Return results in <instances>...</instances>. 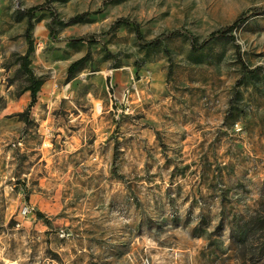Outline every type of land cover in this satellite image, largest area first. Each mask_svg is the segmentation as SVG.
I'll return each mask as SVG.
<instances>
[{"label":"rangeland","instance_id":"obj_1","mask_svg":"<svg viewBox=\"0 0 264 264\" xmlns=\"http://www.w3.org/2000/svg\"><path fill=\"white\" fill-rule=\"evenodd\" d=\"M0 264H264V0H0Z\"/></svg>","mask_w":264,"mask_h":264},{"label":"trees","instance_id":"obj_2","mask_svg":"<svg viewBox=\"0 0 264 264\" xmlns=\"http://www.w3.org/2000/svg\"><path fill=\"white\" fill-rule=\"evenodd\" d=\"M42 8L41 4H37L34 6H30L25 10L26 16H27V32L29 33L32 29V23H31V17L34 12L40 10ZM127 22H125L126 24ZM232 26V25H231ZM229 26V27H231ZM135 33L138 35L139 31L137 27H134ZM26 41L28 44V48L26 52L20 57V67L22 71H24L27 76L29 77V86H28V91H29V104L32 105L36 101V94L39 89L40 82L35 78V76L31 73L28 65H29V55L32 50V40L30 39L29 35H26ZM192 47H195V44H192ZM83 58H80L78 60H75L72 62L68 68H67V76L66 79L70 80L75 72L78 70L80 64L82 63ZM38 216L41 215L39 212L36 213ZM46 224L48 223L47 221L45 222Z\"/></svg>","mask_w":264,"mask_h":264}]
</instances>
